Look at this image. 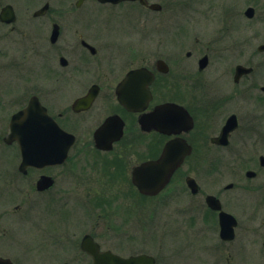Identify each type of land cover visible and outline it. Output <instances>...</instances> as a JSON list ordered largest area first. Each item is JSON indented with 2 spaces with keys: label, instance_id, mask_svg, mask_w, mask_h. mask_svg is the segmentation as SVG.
<instances>
[{
  "label": "flooded vegetation",
  "instance_id": "1",
  "mask_svg": "<svg viewBox=\"0 0 264 264\" xmlns=\"http://www.w3.org/2000/svg\"><path fill=\"white\" fill-rule=\"evenodd\" d=\"M144 1L0 0V73L27 71L35 76L34 92L18 110L24 108L31 97H36L46 108V112L67 134L74 137L63 162L22 167L19 142L15 139L6 140L11 116L18 110L11 113L6 121H3L6 119L4 117L0 125V186L3 188L0 194L3 191L5 195L12 193L13 197L23 199L27 196L25 188L28 186L25 182H28V196L33 194L46 204L69 205L68 203L78 196L72 187L74 188V184H81L80 180H75V175L94 169L96 164L94 161L87 162L86 159L92 155L103 156L102 168L113 182V188L110 189L112 192L124 183L125 186L131 185L140 196L154 198L169 187L176 175L181 174L188 194L186 200L180 202L185 215L182 217V229L178 232L182 236V242L175 243L176 248L181 244L191 248L206 247L211 244L208 241L211 235L217 237L219 242L233 244L238 230L245 229V226L242 225L238 214L229 207V203L246 192L229 203L223 199L222 190L217 189L214 193L202 192V185L194 175L198 162L195 159L196 163H192L190 158L194 157L198 144L200 149L208 151L228 149L233 135L239 130L244 129L246 135H259L264 114H252L244 102L251 101L252 104L262 105L264 97L260 98L258 94L264 95V84L241 83L256 70V67L249 63H238L252 69L238 80H235L236 64L232 82L235 85L229 83V65L233 61L231 60L228 65V84L222 86L213 83L215 88L212 89L218 94L213 97L212 107L207 108L205 117H198L196 105L199 101L197 94L202 92L200 80L204 77V72L207 74L211 67L219 65L212 64L210 51L202 50L196 45L186 51H173L172 55H155L154 35L160 33L155 32L159 31V28L154 29V15L162 16L165 12L168 13L172 0ZM193 3L199 16L197 23H205V28L202 29L197 24L205 40L217 39L208 33L213 23L218 24L217 32H221L219 36L225 41L238 31L237 20L240 21L242 30L244 29V37L241 39L244 43L257 38L258 29H264V26L256 30L254 27L245 26L253 24L259 0H193ZM153 4H158L159 8H152ZM249 8H253L252 16L247 14ZM5 9L9 10L8 20L1 18ZM127 9L129 12L125 11ZM239 14L242 17H237ZM165 20L166 18L162 22ZM143 28L146 32L139 33ZM234 28L237 29L231 33ZM240 44V55H248L249 45L247 47L246 44L243 46L242 42ZM261 44L264 43L257 46V51L264 53V50L259 49ZM204 56L208 57L207 64L201 68ZM221 57V63L224 64L225 57L223 54ZM258 87L259 90H256ZM90 97L92 98L88 104L81 102L82 99ZM223 97L228 98V103L241 98V107L252 117L242 121L236 113H229L227 107L219 106L217 102ZM163 104L180 106L182 110H186L188 118L191 117V122L185 118L187 116L182 110L179 109L181 112L177 113L165 109L158 117H184L179 124V132H173L177 127L172 125L167 127L171 133L161 132L153 126L149 129L143 128L141 118L153 120L157 108ZM233 115L236 117H232ZM232 118L234 124L231 129L226 130ZM65 119L68 122L66 124L61 122ZM108 119H111L112 123L105 134H113L112 129L121 125V121L122 134L113 141L110 148H101L98 146L96 132ZM175 138L185 139L191 146V152L161 192L156 195L143 194L133 182L134 170L147 161L157 159L164 145ZM50 141L58 142L54 139ZM119 146L118 156L114 155ZM8 156L12 157V163L7 161ZM262 157L264 154L259 153L253 164L245 169L244 178L262 179L264 187ZM118 163L121 167L119 178L111 175ZM248 170H252L254 175L248 176ZM43 176H48L51 184L40 188L38 182ZM188 178L196 182L194 188L188 184ZM240 182H229L225 189L232 190ZM209 195L215 196L218 200L215 203L220 204V209L213 208L208 203ZM100 196L99 192L97 206H102ZM128 196L130 200L135 197L131 193ZM3 198L4 201L0 202V214L9 216V199L6 196ZM115 201L117 200L113 202ZM132 208L131 205L130 209ZM20 209L21 205H17L13 211L19 214ZM197 209H200V212ZM221 211L235 218L234 237L230 240L221 237ZM148 228L93 225L81 228L79 232H48L45 239L51 240L55 235L57 242H45V246L37 248L42 258L40 264H94V255L83 247L85 238L90 240L89 246L95 247L100 253L109 251L122 258L145 255L146 264H169V247L166 242L160 241L167 231L154 232ZM1 257L17 264L8 256Z\"/></svg>",
  "mask_w": 264,
  "mask_h": 264
},
{
  "label": "rangeland",
  "instance_id": "2",
  "mask_svg": "<svg viewBox=\"0 0 264 264\" xmlns=\"http://www.w3.org/2000/svg\"><path fill=\"white\" fill-rule=\"evenodd\" d=\"M170 3L168 13L165 12L162 16L154 15V29L159 28V31L155 32L160 33L154 35V54L172 55L173 51H186L196 45L202 50L210 51L212 64L219 65V67H211L207 71L208 76L204 72V77L200 80L202 81V92L200 95L197 94L199 96L198 105H196L198 117H205L207 108L212 107L213 97L218 94L212 89L215 88L213 83L222 86L228 84V65L231 60L233 61L229 65V83L235 85L232 83L235 65L249 63L254 65L256 70L241 83L264 84V53L257 51V46L264 43V29H258L264 26V0H259L257 4V14L253 19V24L245 25L254 27L255 30L258 29L256 31L258 37L249 43L241 41L244 37V29L242 30L239 20H237L238 29H232L231 33L235 29L238 31L232 37H228L229 42L220 38L222 36H219L220 31L217 32L219 29L217 23H213L210 27L211 31L208 32L217 39L205 40V36H202L199 31V28H205V23H197L199 16L193 0H172ZM125 11L129 12L128 9ZM240 16L239 14L237 17L240 18ZM164 18L166 20L162 22ZM141 30L138 32H146L145 28ZM251 36H253L252 32ZM240 41L243 46L244 44L247 47L249 45L251 52L249 51L248 55H240L239 50L242 49ZM221 54L225 57L224 64L221 63L223 61ZM34 81L35 76L28 74L27 71L0 73V125L4 117L6 119L3 121H6L11 113L26 104L28 97L34 92ZM256 90H259V87ZM258 96L264 97L262 93ZM236 99L228 103V98L223 97L217 102L219 106L227 107L229 113H236L242 121L247 117H252L241 107V98ZM250 102L246 101L244 104L252 114H264V103L258 105ZM61 122L68 123L66 119ZM260 123L259 135L257 133L246 135L244 129L239 130L233 135L228 149L208 151L200 149V144H198L194 157L190 158L192 163H196V160L198 162L194 175L202 185V192L214 193L217 189L222 190V197L228 203L246 192L229 203V207L238 214L242 225L245 226V229L238 230L233 244L219 242L217 237L214 238L211 235L208 239L211 244H207L206 247L191 248L181 244L176 248L175 243L182 242V236L178 232L182 229V217L185 215L180 202L185 201L186 194H188L181 174L176 175L169 187L154 198H144L138 194L139 192L133 190L131 185L125 186L124 183L118 185L112 192L110 189L113 188V182L109 180L102 168L103 156L92 155L86 161L96 162L94 169L75 175V180H80L81 184H74V188L72 187L78 196L77 199L68 203L69 205L46 204L44 201H39L33 194L28 196V182H25L28 186L25 188L28 196L25 195L26 199L13 197L12 193L5 195V192H1L0 197H8L11 212L9 216L0 214V255L10 257L17 264H40L42 258L37 248L45 246L46 243L57 242L54 234L51 240L45 239L48 232H79L81 228L88 226L110 225L135 226L143 229L149 227L148 229H153L154 232L167 231L164 236H160V241L166 242V246L169 247V264H264L263 180L244 178L245 169L253 164L259 153L264 154V119ZM119 150L120 146L115 149L114 155L118 156ZM6 153L9 155L8 152ZM7 161L10 163L12 157L8 156ZM120 168V163L116 164L111 175L119 178ZM238 180L241 182L236 184L232 190L225 189L226 184L236 183ZM2 189L0 186V190ZM99 192L102 206H97ZM130 193L135 195L132 200L128 196ZM3 197L0 202L4 201ZM114 200L117 201L113 202ZM17 205H21L19 214L13 211ZM131 205L132 209H130ZM197 211L200 212V209ZM46 264L50 263L46 262Z\"/></svg>",
  "mask_w": 264,
  "mask_h": 264
},
{
  "label": "water",
  "instance_id": "3",
  "mask_svg": "<svg viewBox=\"0 0 264 264\" xmlns=\"http://www.w3.org/2000/svg\"><path fill=\"white\" fill-rule=\"evenodd\" d=\"M112 2H119L122 0H106ZM145 2L144 0H141ZM152 8L158 9V4L151 5ZM45 8L42 9L45 10ZM8 9H5L2 14V19L8 20ZM249 16L253 15V8L247 10ZM11 20V19H9ZM260 50H264V44L259 46ZM207 56H204L201 60V68L207 64ZM252 69L243 65H238L235 72V80H238L244 73L250 72ZM132 76V74H131ZM264 89V88H263ZM92 97L82 99V103L88 104ZM168 108L171 112H179L182 110L175 104H165L157 108L155 112L156 117L146 123V118H142L141 122L143 128L149 129L154 127L161 132L171 133L172 131L167 129L172 125L177 127L173 132H179V124L184 120V117H158L160 114ZM180 109V110H179ZM185 112L184 110H182ZM177 112V113H178ZM181 112V111H180ZM187 116L188 113L185 112ZM232 117H236L233 115ZM191 122V117H185ZM112 119V118H111ZM108 119L96 132V139L98 146L101 148H110L113 141L118 139L122 134L123 122L121 125L113 128V134L107 135L105 131L111 125L112 120ZM234 124V118L229 121V125L226 130L232 128ZM116 130V134H115ZM18 140L22 150V167L27 165L43 166L52 162H63L67 156L70 146L73 144L74 137L67 134L47 113L46 110L36 97H32L28 106L25 109L20 110L13 115L10 133L6 138L7 141ZM50 139L57 140L58 142H52ZM191 152V146L183 138H175L168 141L163 149L161 156L154 161H149L142 166L136 168L133 172V182L137 185L140 192L147 195L158 194L169 182L174 171L182 164L185 157ZM264 164V157L261 158ZM248 176L254 175L252 170L247 171ZM188 184L193 188L197 185L192 178H188ZM49 177L43 176L38 182V186L43 188L49 186ZM231 186V185H228ZM195 191V189H194ZM215 196H208V203L216 209L220 208L219 203ZM221 224V237L225 240H230L234 237L233 227L235 226V218L224 211L220 213ZM89 239L83 240V247L94 255V264H146L145 260L147 256H131L129 258H122L111 252L100 253L95 247L89 246ZM0 264H13L11 260L0 257Z\"/></svg>",
  "mask_w": 264,
  "mask_h": 264
}]
</instances>
